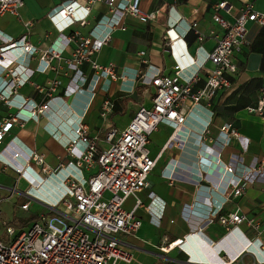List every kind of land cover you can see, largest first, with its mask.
Returning <instances> with one entry per match:
<instances>
[{"label":"built area","instance_id":"built-area-1","mask_svg":"<svg viewBox=\"0 0 264 264\" xmlns=\"http://www.w3.org/2000/svg\"><path fill=\"white\" fill-rule=\"evenodd\" d=\"M101 2L107 5L108 11L94 22L87 34L82 33L78 26L90 22L94 5ZM24 4L25 0H0V16L8 13L20 16ZM221 9L231 12L233 5L223 0L214 6L213 17L223 29V35L217 38L211 51L206 50L201 43L205 34L198 22L188 23L185 33L177 29L180 18L167 27L166 44L175 61L172 75L162 73L160 68L152 64L129 74L126 69L118 70L114 63L100 64L92 59V55L111 39L116 28H125L124 19L127 16L157 18V11L142 9L141 0H63L48 14L58 30V37L35 68L30 67L27 60L39 49L29 41L27 34L16 39L0 30V98L17 108L10 120L0 124V143L14 122L39 120L49 110L51 100L57 97L53 94L60 86V80L49 82L46 94L50 99L41 104L31 98H24L17 89L35 71L45 72L51 68V60L59 58L71 43H75V48L72 57L66 60V65L73 74L64 96L70 99L83 91L90 94L82 114L68 117V136L61 130L71 158L62 162L57 169L47 164L43 154L31 149L24 152L12 140L0 151V159L4 151L11 153L12 157L6 159L7 165L18 171L29 183L24 191L29 199L22 204V209L28 210L31 202L38 200L48 210L38 213L37 218L26 227H16L6 220H0V264L131 262L133 253L121 235L131 236L141 228L142 220L136 214L137 209L144 206L155 224H160L165 209L164 201L154 191L149 192L148 204H144L139 196L143 189L150 186L149 176L157 164V158L150 154L148 144L150 136L161 123L171 124L176 131L186 123L188 114L200 115L197 110L204 108L208 114L206 117L200 115L205 122L200 145L203 154L206 151L213 152L218 158L213 161L202 155L201 163L205 171H208L209 164L212 168H220L219 164H223L219 157L221 151L212 149L204 141L214 115L209 105L219 89L231 85L228 74L237 70L233 56L245 43L247 24L253 21L264 26V12L255 8V0H246L233 22L221 15ZM24 25L30 29L34 22L26 20ZM188 31H194L200 42L194 52L189 50L184 37ZM145 53L140 52L141 55ZM85 61H89L93 69L90 80L81 68ZM208 61L214 64L213 68L206 67ZM203 73L206 74L204 80ZM201 80L204 84L195 87ZM113 83L126 92H132L138 83L151 85L155 93L151 104L141 105L124 129L114 125L108 128L104 137L108 146L101 148L97 138L89 135L85 116L97 93L103 91L105 95L100 115L104 119L109 117L113 111V100L109 95ZM43 87L38 86L40 90ZM19 96L20 99H17ZM203 101L207 104H203ZM248 111L264 116V86L257 104L248 107ZM58 130L60 128L54 130V135L58 134ZM233 141L239 143L243 152L248 151L250 138L231 123H225L215 142L224 147ZM19 159L23 162L18 163ZM33 164L39 168L36 170ZM95 165L99 169L86 176L84 171ZM224 167V171L218 173L219 181L225 186L223 200L204 212L201 223L194 225L182 237L162 242L161 251L169 252L178 248L184 253L186 264H264V239L261 236L264 227L260 228L261 224L253 217L238 210L220 213L230 193L239 196L249 184L258 181L264 183V162L254 157L250 163H246L243 156L234 154L233 161ZM163 175L173 179L170 173ZM46 180H51L53 185L49 190L44 188ZM131 196H134L135 202L128 210L124 204ZM216 217L226 225V232L218 240H213L203 232L202 227ZM244 223L259 230L258 235L248 237L241 228ZM246 257L250 258L249 263L244 261Z\"/></svg>","mask_w":264,"mask_h":264},{"label":"crops","instance_id":"crops-1","mask_svg":"<svg viewBox=\"0 0 264 264\" xmlns=\"http://www.w3.org/2000/svg\"><path fill=\"white\" fill-rule=\"evenodd\" d=\"M62 1L25 0V4L20 10V16L9 13L0 16V30L16 39L27 34L29 41L38 47V53L27 60L32 68L38 66L44 52L58 37V30L48 14ZM220 1L223 0H141L142 9L147 12L157 11V18L143 19L127 16L124 19L125 28H116L111 39L100 51L92 55V59L100 64L114 63L118 70L126 69L129 74H132L136 69L146 68L152 64L160 68L162 73L172 75L175 72V61L166 44L167 27L180 18L177 29L185 33L188 23L198 22L199 28L205 34V39L201 43L206 50L211 51L217 38L223 35V29L213 17L214 6ZM227 1L233 5V9L231 12L221 9L220 13L224 18L233 22L240 14L246 0ZM255 8L264 12V0H255ZM107 11L108 7L105 3L95 4L90 22L78 26L79 30L87 34L94 22ZM26 20L34 22L30 29L24 25ZM247 30L245 43L235 51L233 56L237 70L228 74L231 85L219 89L209 105L214 115L212 122L208 125L209 132L204 135V141L212 149L221 151L219 157L223 164H219L220 168L214 166L212 168V165L209 164L208 171H205L201 163L202 155L213 161L218 158L213 152L206 151L203 154L200 145V135L205 127L201 116L206 117L208 114L204 108L197 110L201 116L195 113L188 114L186 123L176 131L171 124L161 123L150 136L148 144L150 154L157 158V164L149 176L150 186L143 189L139 196L144 204H148L150 202L149 192L154 191L165 203L164 213L160 224H155L144 206L137 209L136 214L142 220L141 228L131 236L121 235L133 253V260L131 262L119 260L114 264H186L183 252L178 248L163 252L160 249L161 243L182 237L191 228H194V225L201 223L204 212L223 200L225 186L219 181L218 173L221 174V171H224L222 170L225 168L224 165L233 161L234 154L243 156L246 163H250L254 157H258L260 162H264V116L248 111V107L257 104L264 86V26L250 21L247 24ZM184 37L189 50L194 52L200 44L195 32L188 31ZM74 48L75 43H71L59 58L54 57L51 60V68L45 72L35 71L30 79L17 89L18 94L24 98H31L41 104L50 99L46 94L49 82L54 79L61 81L57 91L53 94L57 97L51 100L49 110L45 111L39 120L29 119L14 122L2 137L0 151L12 140L24 152L31 149L43 154L45 161L52 169H57L62 162L70 160L71 155L64 144V135L68 136V129H70L67 119L69 116L73 118L82 114L90 98L87 91L70 99L64 96L65 88L73 74V71L67 68L66 60L72 57ZM141 51L146 53L141 55ZM144 59L147 61L145 62ZM206 67L211 69L214 64L208 61ZM81 68L90 80L93 73L91 63L85 61ZM205 76L206 74L203 73V80ZM203 80L195 87L202 86ZM1 84L2 79L0 78V86ZM38 86H44V89L40 90ZM154 93L155 88L151 85L138 83L132 92H126L121 91L117 83H113L109 90V95L113 100V111L107 119H104L100 115V108L105 94L103 91H99L85 116V121L89 125V135L97 138L101 148H106L108 144L104 137L108 128L114 125L124 129L141 105L151 104ZM17 99H20V96ZM202 103L207 104L206 101ZM16 111L15 106L9 105L6 99L0 98V124L4 120H10ZM127 114H130V118L121 124L118 115L124 117ZM225 123H231L233 127L250 138L247 152L241 150L237 141L224 147L215 142ZM162 126H167L170 131L162 146L155 150L152 147V138L154 134L161 132ZM58 128H60L58 134L54 135V130ZM61 130L65 132L64 135ZM10 157H12L11 153L4 151L0 159V220L6 218L3 210L4 202L15 197L16 194L24 199L27 198L24 202L29 199L24 192L29 187V183L18 171L7 165L6 159ZM22 162L19 159L18 163ZM33 166L36 170L39 168L36 164ZM98 169L99 166L95 165L91 169L85 170L84 174L89 176ZM163 173L172 174L173 179L166 178ZM133 197H129L124 204L128 210L134 205L135 198L133 199ZM228 198L229 200L220 213L226 214L238 210L253 217L261 224L260 228L264 227L263 182L251 183L239 196L230 193ZM167 209L173 212L174 217L171 215L167 220L166 229L157 233L150 228V225L160 227ZM28 210H34L33 215L36 216L40 212L48 211L45 205L38 200H33ZM29 224L15 226L26 227ZM173 226L177 227L174 232L171 231ZM202 228L203 232L213 240H218L226 232V225L221 223L218 217L203 225ZM241 228L250 238L258 235L259 230L246 223L242 224ZM261 236L264 239V233ZM246 260L250 261V258L246 257L244 261Z\"/></svg>","mask_w":264,"mask_h":264},{"label":"rangeland","instance_id":"rangeland-1","mask_svg":"<svg viewBox=\"0 0 264 264\" xmlns=\"http://www.w3.org/2000/svg\"><path fill=\"white\" fill-rule=\"evenodd\" d=\"M123 115H118V118L120 119V123L123 124L124 120H128L130 118V114L125 115L124 117H122ZM170 129H168L167 126H162L161 127V132L154 134L153 135V149L157 150L160 146H162V144L164 143V141L167 139L168 133H169ZM133 197V196H131ZM27 199V198H26ZM26 199H24V197H21L20 195H15V197L9 199L7 202H4L3 204V210L4 213L6 215L5 220L8 221L9 223H12L13 219L15 217H19V218H26L29 217L30 215L33 214L34 210L30 211V210H24L21 207L22 202H24ZM134 199V197H133ZM1 206V204H0ZM165 215H164V219H163V223L160 227H156V226H151L150 228L154 229L155 232L157 233H161L162 231H164L166 228V223L167 220L169 219V217L172 215L174 217V214L172 211H170L169 209H167L165 211ZM177 229V227L173 226L171 227V231L174 232ZM246 263H249L250 261L246 260Z\"/></svg>","mask_w":264,"mask_h":264},{"label":"trees","instance_id":"trees-1","mask_svg":"<svg viewBox=\"0 0 264 264\" xmlns=\"http://www.w3.org/2000/svg\"><path fill=\"white\" fill-rule=\"evenodd\" d=\"M36 218H37V216L33 215V214L30 215L29 217H26V218L15 217L11 224L17 225V226H22V225L29 224L30 222H32Z\"/></svg>","mask_w":264,"mask_h":264},{"label":"bare ground","instance_id":"bare-ground-1","mask_svg":"<svg viewBox=\"0 0 264 264\" xmlns=\"http://www.w3.org/2000/svg\"><path fill=\"white\" fill-rule=\"evenodd\" d=\"M51 184H52L51 180H46L45 183H44L45 190H49V187L50 186L52 187Z\"/></svg>","mask_w":264,"mask_h":264}]
</instances>
